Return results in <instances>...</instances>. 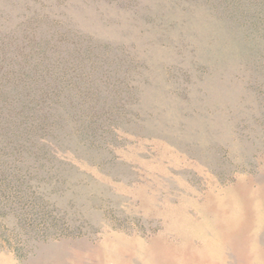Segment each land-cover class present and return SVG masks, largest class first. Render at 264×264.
<instances>
[{
	"label": "rangeland",
	"instance_id": "374dc122",
	"mask_svg": "<svg viewBox=\"0 0 264 264\" xmlns=\"http://www.w3.org/2000/svg\"><path fill=\"white\" fill-rule=\"evenodd\" d=\"M0 45L69 84L0 264H264V0H0Z\"/></svg>",
	"mask_w": 264,
	"mask_h": 264
},
{
	"label": "trees",
	"instance_id": "16d2710c",
	"mask_svg": "<svg viewBox=\"0 0 264 264\" xmlns=\"http://www.w3.org/2000/svg\"><path fill=\"white\" fill-rule=\"evenodd\" d=\"M50 49L49 45H38L27 53L18 52V60L15 55L5 56V47L0 45V140H4L1 142L6 144L4 154H15L13 157L0 158L1 189H36L41 187L40 179L47 180L46 175L39 173L41 169L45 171L42 167L45 163L40 157L35 155L34 163H30L23 153L31 152L27 146L28 139H35L38 135L48 136L51 129L59 125L55 113L51 110V101L62 102V92L69 84L61 81L62 75L61 78L56 76L52 78V82L56 83V89L52 91L49 73L53 71L50 69L53 64L61 66L63 59H50ZM33 52L39 55L36 61L33 60ZM16 64L18 67H15ZM10 66L12 68H7ZM96 96L98 91L93 94V97ZM94 101L97 102L95 99ZM87 110L93 109H83L81 114H85ZM82 116L80 115V118ZM85 120L86 118L81 119L82 122ZM95 123V119H90L85 127ZM36 203L40 204V199L36 198Z\"/></svg>",
	"mask_w": 264,
	"mask_h": 264
}]
</instances>
